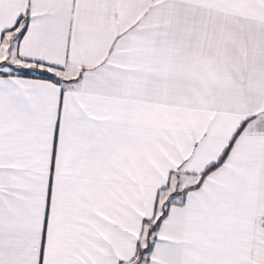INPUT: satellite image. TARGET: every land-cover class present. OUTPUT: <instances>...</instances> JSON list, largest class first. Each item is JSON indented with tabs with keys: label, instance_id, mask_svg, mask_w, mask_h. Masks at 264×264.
Listing matches in <instances>:
<instances>
[{
	"label": "snow or ice",
	"instance_id": "6c2138e0",
	"mask_svg": "<svg viewBox=\"0 0 264 264\" xmlns=\"http://www.w3.org/2000/svg\"><path fill=\"white\" fill-rule=\"evenodd\" d=\"M0 264H264V0H0Z\"/></svg>",
	"mask_w": 264,
	"mask_h": 264
}]
</instances>
